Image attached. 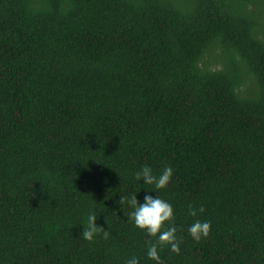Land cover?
<instances>
[{"label": "trees", "instance_id": "trees-1", "mask_svg": "<svg viewBox=\"0 0 264 264\" xmlns=\"http://www.w3.org/2000/svg\"><path fill=\"white\" fill-rule=\"evenodd\" d=\"M144 164L163 264H264V0H0V264H155L119 204Z\"/></svg>", "mask_w": 264, "mask_h": 264}, {"label": "clouds", "instance_id": "clouds-1", "mask_svg": "<svg viewBox=\"0 0 264 264\" xmlns=\"http://www.w3.org/2000/svg\"><path fill=\"white\" fill-rule=\"evenodd\" d=\"M173 175L174 169L169 165H166L159 175H155L151 166L144 164L134 173V180L143 182V185H154L157 191L146 190L143 202L138 200L137 194L121 196L119 199L121 208L127 204L130 209L128 220L137 229L143 230L148 237L155 238L148 242L147 248V257L149 260L154 261L155 264H163L159 254L161 248L167 246L171 252L178 254L180 245L183 242V237L177 235L173 205L159 195L154 196L151 194L166 189L172 182ZM204 211L205 209L202 206L196 208L191 204L188 205V215L191 217H196L198 213H203ZM97 221L96 213L94 211L89 212L86 226H82L83 230L80 233L83 240L91 243L101 232L105 239L109 237L108 230L98 226ZM211 228L210 221L196 219L188 226L187 233L194 241L199 242L209 236ZM126 264H140V258L133 256L126 261Z\"/></svg>", "mask_w": 264, "mask_h": 264}]
</instances>
